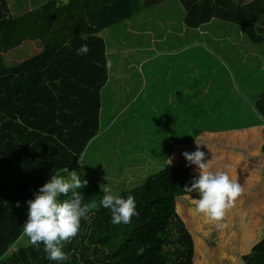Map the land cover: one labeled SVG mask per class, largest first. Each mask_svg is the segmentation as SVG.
I'll return each mask as SVG.
<instances>
[{"label": "trees", "instance_id": "16d2710c", "mask_svg": "<svg viewBox=\"0 0 264 264\" xmlns=\"http://www.w3.org/2000/svg\"><path fill=\"white\" fill-rule=\"evenodd\" d=\"M177 1L186 29L217 20L237 26L252 44L264 43V0ZM155 3L47 0L18 17L8 16L0 3V264H61L46 258L42 243L14 247L23 236L25 201L52 172L77 167L98 134L100 91L109 75L99 34ZM24 42H37L41 50L6 64L3 54ZM81 44L89 48L86 55H77ZM253 110L259 125L202 131L174 146L162 170L118 194L136 202L138 214L129 224H111L104 208L90 214V222L81 220L78 234L63 243L69 257L63 264H224L212 257L210 241L220 240L225 228L239 240L241 264H264V90ZM197 147L207 170L223 171L241 187L219 221L197 214L198 194L185 189L198 171L186 166L181 153ZM82 178L88 181L81 190L84 202L98 204L103 188Z\"/></svg>", "mask_w": 264, "mask_h": 264}, {"label": "rangeland", "instance_id": "374dc122", "mask_svg": "<svg viewBox=\"0 0 264 264\" xmlns=\"http://www.w3.org/2000/svg\"><path fill=\"white\" fill-rule=\"evenodd\" d=\"M153 1L99 34L109 73L100 91L99 131L73 170L115 194L162 170L174 146L202 131L261 123L253 104L264 90V43L252 44L237 26L217 20L186 29L177 0ZM40 50L39 43L24 42L3 59L13 64ZM22 237L15 248L30 244L20 243ZM214 240V260L241 264L239 240L228 228Z\"/></svg>", "mask_w": 264, "mask_h": 264}, {"label": "clouds", "instance_id": "9594fccd", "mask_svg": "<svg viewBox=\"0 0 264 264\" xmlns=\"http://www.w3.org/2000/svg\"><path fill=\"white\" fill-rule=\"evenodd\" d=\"M89 48L81 44L76 50L77 55H86ZM198 145V144H196ZM187 165H194L198 175L186 186L188 192L195 191V212L202 214L209 221H219L225 210L231 207L240 194L239 183L223 172L207 170L205 153L199 147L191 153H181ZM170 163V160H168ZM83 171H69L62 168L52 172L50 179L39 186L32 198L25 201L26 220L22 234L28 242L36 247L43 244V251L50 261H68V255L62 251L63 243L75 237L81 228V220L90 222V214L99 208L110 213L113 225L129 224L136 216V202L131 195L126 198L115 194L110 187L103 188V196L99 203L95 200L84 202L81 190L88 184L83 179ZM61 197H65L61 199ZM19 207V202L16 204Z\"/></svg>", "mask_w": 264, "mask_h": 264}, {"label": "crops", "instance_id": "0c3cea01", "mask_svg": "<svg viewBox=\"0 0 264 264\" xmlns=\"http://www.w3.org/2000/svg\"><path fill=\"white\" fill-rule=\"evenodd\" d=\"M42 1L43 0H0V3L3 2L6 5L8 16L18 17L40 6L43 3Z\"/></svg>", "mask_w": 264, "mask_h": 264}, {"label": "water", "instance_id": "95a60500", "mask_svg": "<svg viewBox=\"0 0 264 264\" xmlns=\"http://www.w3.org/2000/svg\"><path fill=\"white\" fill-rule=\"evenodd\" d=\"M63 3L66 4L67 3V0H63Z\"/></svg>", "mask_w": 264, "mask_h": 264}]
</instances>
